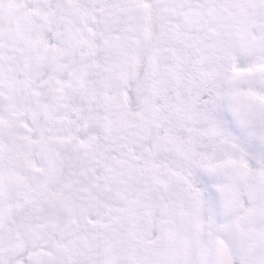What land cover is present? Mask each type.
<instances>
[{"label": "snow or ice", "instance_id": "snow-or-ice-1", "mask_svg": "<svg viewBox=\"0 0 264 264\" xmlns=\"http://www.w3.org/2000/svg\"><path fill=\"white\" fill-rule=\"evenodd\" d=\"M0 264H264V0H0Z\"/></svg>", "mask_w": 264, "mask_h": 264}]
</instances>
